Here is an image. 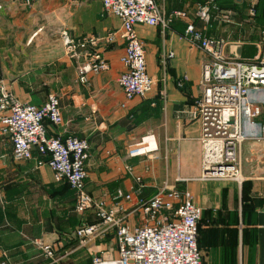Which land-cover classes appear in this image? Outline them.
I'll return each mask as SVG.
<instances>
[{
  "label": "crops",
  "instance_id": "obj_1",
  "mask_svg": "<svg viewBox=\"0 0 264 264\" xmlns=\"http://www.w3.org/2000/svg\"><path fill=\"white\" fill-rule=\"evenodd\" d=\"M156 1L166 16L174 10L185 16L172 17L164 29L135 28L153 80L147 99L128 101L117 84L124 42L118 32L120 21L102 13L101 0H37L30 7L23 0H0L3 82L21 102L39 106L48 94L57 96L63 123L48 125L47 132L89 143L86 188L93 197L110 202L118 191L128 193L137 176L146 198L164 185L187 190L202 210L197 238L202 264H264V141L242 144L240 183L202 181L199 122L180 115L183 106L201 96L206 60L182 37L186 24L193 23L207 36L225 38L235 54L239 51L237 59L253 61L258 56L264 59L260 36L264 20L248 17L251 0L222 1L220 8L236 4L235 10L220 9L213 26L195 16L194 0ZM242 2L245 8L239 5ZM113 32L114 42L104 43ZM64 34L75 41L86 36L99 39L98 51L108 69L79 82L76 62L66 54ZM168 52L173 58L165 66ZM183 76L187 81L179 89L176 82ZM0 143L4 144L1 137ZM150 144L156 150L129 156ZM1 154L0 264H91L94 254L116 256L112 233L102 238L103 243L74 244L77 228L96 219L90 211H74L73 192L65 183L54 182L48 167L37 168L34 160H13L8 145ZM137 223L131 217L130 224ZM111 243L115 249H110ZM40 244L55 247V257H45Z\"/></svg>",
  "mask_w": 264,
  "mask_h": 264
},
{
  "label": "built area",
  "instance_id": "obj_2",
  "mask_svg": "<svg viewBox=\"0 0 264 264\" xmlns=\"http://www.w3.org/2000/svg\"><path fill=\"white\" fill-rule=\"evenodd\" d=\"M37 0H23L32 6ZM223 0L196 2L195 16L209 26L212 14L219 15ZM102 13L120 21V38L124 42L121 59L123 72L117 79L126 100H145L153 88L147 72L144 46L136 33V26L166 28L171 18L184 17L181 10L170 17L161 10L156 0H101ZM256 1L251 0L247 14L254 18ZM217 18V16H216ZM117 32L108 34L103 42L112 44ZM264 46V31H260ZM192 48L206 58L202 64L201 96L180 110L187 120L199 122V142L202 149V181H232L240 183L241 147L245 141H264V122L258 137L252 129L261 116V108L252 95L264 92V59H237L228 40L207 36L193 23H187L182 35ZM66 54L76 62L78 80L87 82L88 74L108 69L98 51L100 40L86 36L75 41L63 35ZM173 58L168 52L163 65ZM187 77L178 79L176 86L184 87ZM63 123L59 99L48 94L42 105L21 102L6 88L0 68V159L1 149L8 145L15 161L34 160L37 168L48 167L54 182L65 183L74 194V211L93 213L96 223L83 224L75 231L79 246H86L97 238L113 234L116 256L94 254L91 264H202L197 245L198 224L202 210L193 202L187 190L159 188L146 198L141 177L134 178L128 193L118 191L110 202L93 197L86 188V162L89 143L77 136H52L47 126ZM137 151H131L133 156ZM138 223L130 224L131 217ZM49 259L55 257V247L40 244Z\"/></svg>",
  "mask_w": 264,
  "mask_h": 264
},
{
  "label": "trees",
  "instance_id": "obj_3",
  "mask_svg": "<svg viewBox=\"0 0 264 264\" xmlns=\"http://www.w3.org/2000/svg\"><path fill=\"white\" fill-rule=\"evenodd\" d=\"M194 1H196V2H204V0H194ZM224 1V0H223ZM222 2V1H221ZM220 2V3H221ZM242 8H245V6H244V2H242L241 4H239ZM219 6H220V4H219ZM235 7H236V4H229V5H227V6H225L224 8H220V9H225V10H232V11H234L235 10ZM255 11H256V15H255V19L256 20H264V0H261V1H259L256 5H255ZM216 16H218V17H220V14L219 15H215V14H212V18H211V20H210V22H209V25H211V26H213V24H214V21H217L218 20V18H216ZM249 17V16H248ZM250 18V17H249ZM261 30H263L264 31V29H261ZM260 30V31H261ZM201 221V220H200ZM200 221H199V224H198V232H199V226H200ZM197 238H198V236H197ZM74 244L76 245H78V240H77V238L76 237H74Z\"/></svg>",
  "mask_w": 264,
  "mask_h": 264
},
{
  "label": "rangeland",
  "instance_id": "obj_4",
  "mask_svg": "<svg viewBox=\"0 0 264 264\" xmlns=\"http://www.w3.org/2000/svg\"><path fill=\"white\" fill-rule=\"evenodd\" d=\"M37 2V1H36ZM35 2V3H36ZM34 3V4H35ZM26 7H28V6H26ZM252 101H253V103H256L257 105H259L260 106V108H261V118L259 119V120H257L256 121V124H255V127L252 129V131L254 132V136H257L258 137V134H259V127L263 124V122H264V92L263 93H259V94H254V95H252ZM146 135H148V134H146ZM145 135V136H146ZM145 159H148L147 158V156H146V158ZM142 161H144L143 159H142ZM149 161V160H148ZM82 226V225H81ZM81 226H79L78 228H80ZM77 228V229H78ZM74 236L76 237V235L74 234ZM98 239V240H97ZM97 239H95L94 241H96L97 242V244H99V243H103V241H105L104 239H102V237L101 238H97ZM94 241H92V242H94ZM92 242H90L88 245H90ZM113 246H114V249H115V245H113L112 243H111V246H109L110 247V249L111 248H113ZM39 248H40V245H39ZM109 249V248H108ZM107 249V250H108ZM41 250V249H40Z\"/></svg>",
  "mask_w": 264,
  "mask_h": 264
},
{
  "label": "bare ground",
  "instance_id": "obj_5",
  "mask_svg": "<svg viewBox=\"0 0 264 264\" xmlns=\"http://www.w3.org/2000/svg\"><path fill=\"white\" fill-rule=\"evenodd\" d=\"M146 142H147V140L146 141L144 140V144H147ZM151 146H152L151 144L149 146L146 145V147H144L142 149L139 147L138 150H137V153L135 155H133V156L134 157L143 156L145 154H148L149 152H152V151L156 150L155 146L153 148H151Z\"/></svg>",
  "mask_w": 264,
  "mask_h": 264
},
{
  "label": "water",
  "instance_id": "obj_6",
  "mask_svg": "<svg viewBox=\"0 0 264 264\" xmlns=\"http://www.w3.org/2000/svg\"><path fill=\"white\" fill-rule=\"evenodd\" d=\"M236 1H237V2H240L241 0H236ZM238 52H239V51L237 50V54H238Z\"/></svg>",
  "mask_w": 264,
  "mask_h": 264
}]
</instances>
